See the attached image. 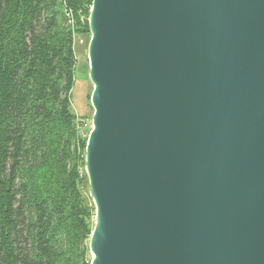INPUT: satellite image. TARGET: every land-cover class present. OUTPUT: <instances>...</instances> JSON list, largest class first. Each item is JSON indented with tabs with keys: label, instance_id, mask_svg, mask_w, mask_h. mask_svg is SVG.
Returning <instances> with one entry per match:
<instances>
[{
	"label": "water",
	"instance_id": "95a60500",
	"mask_svg": "<svg viewBox=\"0 0 264 264\" xmlns=\"http://www.w3.org/2000/svg\"><path fill=\"white\" fill-rule=\"evenodd\" d=\"M90 264H264V0H92Z\"/></svg>",
	"mask_w": 264,
	"mask_h": 264
},
{
	"label": "trees",
	"instance_id": "16d2710c",
	"mask_svg": "<svg viewBox=\"0 0 264 264\" xmlns=\"http://www.w3.org/2000/svg\"><path fill=\"white\" fill-rule=\"evenodd\" d=\"M91 1L0 0V264L91 262L88 132L70 101Z\"/></svg>",
	"mask_w": 264,
	"mask_h": 264
},
{
	"label": "rangeland",
	"instance_id": "374dc122",
	"mask_svg": "<svg viewBox=\"0 0 264 264\" xmlns=\"http://www.w3.org/2000/svg\"><path fill=\"white\" fill-rule=\"evenodd\" d=\"M85 40V38H82ZM79 44V41H78ZM74 45L76 65L74 70V86L70 94L71 110L77 118H83L84 132H90L91 120L93 116V110L88 102V95L92 92L93 85L88 78V66H87V53L85 51V43L80 46ZM87 192L89 196V187L87 182ZM92 202V201H91ZM95 222V220H94Z\"/></svg>",
	"mask_w": 264,
	"mask_h": 264
},
{
	"label": "built area",
	"instance_id": "2783aa9c",
	"mask_svg": "<svg viewBox=\"0 0 264 264\" xmlns=\"http://www.w3.org/2000/svg\"><path fill=\"white\" fill-rule=\"evenodd\" d=\"M84 43H85V40H83L82 38L79 40V45L80 46H82V45H84Z\"/></svg>",
	"mask_w": 264,
	"mask_h": 264
},
{
	"label": "bare ground",
	"instance_id": "6f19581e",
	"mask_svg": "<svg viewBox=\"0 0 264 264\" xmlns=\"http://www.w3.org/2000/svg\"><path fill=\"white\" fill-rule=\"evenodd\" d=\"M67 18L69 19L68 15H67ZM68 24L70 25V22H68Z\"/></svg>",
	"mask_w": 264,
	"mask_h": 264
}]
</instances>
